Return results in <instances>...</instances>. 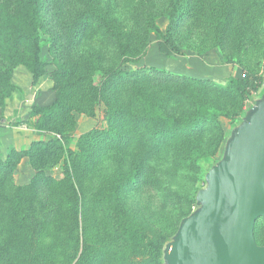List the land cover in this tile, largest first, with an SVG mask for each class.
<instances>
[{
	"label": "rangeland",
	"instance_id": "obj_1",
	"mask_svg": "<svg viewBox=\"0 0 264 264\" xmlns=\"http://www.w3.org/2000/svg\"><path fill=\"white\" fill-rule=\"evenodd\" d=\"M231 1L48 0L46 73L33 82L26 58L0 53V250L16 249L0 264H164L160 248L196 210L231 130L264 92L245 98L264 76V0H237L234 16ZM162 6L176 8L183 54H161L150 31L152 17L167 24ZM59 67L69 68L63 81ZM50 134L64 147L44 141ZM17 151L29 155L7 168ZM73 160L87 168L81 180ZM20 186L37 208L36 238L16 228ZM256 230L263 243L264 217Z\"/></svg>",
	"mask_w": 264,
	"mask_h": 264
},
{
	"label": "water",
	"instance_id": "obj_2",
	"mask_svg": "<svg viewBox=\"0 0 264 264\" xmlns=\"http://www.w3.org/2000/svg\"><path fill=\"white\" fill-rule=\"evenodd\" d=\"M196 200L166 244L164 264H264L255 237L264 217V92L231 130Z\"/></svg>",
	"mask_w": 264,
	"mask_h": 264
},
{
	"label": "trees",
	"instance_id": "obj_3",
	"mask_svg": "<svg viewBox=\"0 0 264 264\" xmlns=\"http://www.w3.org/2000/svg\"><path fill=\"white\" fill-rule=\"evenodd\" d=\"M231 1L232 7V16H234L238 12V2ZM50 2V0H49ZM47 5L48 0H0V33L4 37V43H2V47H0L1 54L12 53L14 51L15 55H19L20 58H26V62L29 63L30 69L33 74V82L39 80L47 71L48 63L41 58V52L44 48V42L41 39L42 34L48 32L47 23H48V16H47ZM158 18L165 17L167 20V24L165 28L161 27L157 22L155 17L150 19V31L155 35L157 40L158 48L161 54L169 56L174 52L178 54H183L184 51L182 49V42L178 36V13L176 8L170 7L166 8L164 6L159 7L157 10ZM110 23L109 21H106ZM112 24V23H110ZM112 26V25H111ZM110 26V28H111ZM115 29V36L114 39L118 41L122 48L126 47L127 43V36L123 32V30L116 26L113 27ZM86 28H80L82 32L85 31ZM10 37V38H9ZM19 49H23V52H18ZM7 50V52L5 51ZM123 52L125 50L123 49ZM8 56V55H7ZM6 57V55H4ZM2 58V57H0ZM11 60V59H10ZM64 61V60H63ZM65 64V63H64ZM66 66V65H65ZM126 73V72H125ZM139 72L137 71V74ZM69 68L67 67H59L58 71L55 73L59 80L63 81L68 77ZM132 77L136 74L129 73ZM81 78V77H80ZM117 77H113L110 79H115ZM109 81V79H108ZM251 87L245 89L246 99L253 100L254 96L253 93L258 94L259 90H261L264 84V76H254V80L250 83ZM52 107H55L54 105ZM203 106L201 107V113L203 110ZM38 111H44V109L37 108ZM54 109V108H51ZM203 114H206L205 112ZM52 119V117H50ZM63 140L65 139L63 135ZM63 140H59L57 135L50 134L47 135L44 141H54L56 142L59 147H64ZM38 144H43L41 141ZM70 151H68L69 153ZM17 155V159L15 158L12 160V156L9 155V161L6 164L7 168L14 169L16 167V163L28 153H20L15 152ZM71 155V152L69 153ZM29 155V154H28ZM76 160V159H75ZM73 160L69 163L72 168L71 176L74 180H81L84 172H86L87 168L75 165L76 163ZM2 167V165H0ZM1 172V169H0ZM30 186L19 187V190L22 192L21 195L24 193V200L23 197L20 195L19 197L16 196V200L24 201V208L15 209V215L20 216V220L22 221L21 225L16 227L20 228L21 232L29 234L36 238L41 231L37 228V224L29 223V217L33 211H36L37 208L32 206L31 201L33 202L32 194L28 192ZM5 192V188L1 187L0 191ZM3 196H0V199ZM13 201V200H12ZM7 213V208L4 206V203L0 201V216H4ZM262 218V217H261ZM27 222L25 223V221ZM258 222V221H257ZM6 226H1L0 231H5ZM9 231L14 233V229L11 227ZM7 232V231H6ZM255 237L259 244L264 245V242H260V235L255 228ZM11 238V236H10ZM12 239V238H11ZM262 240V237H261ZM16 252L15 248L12 249H1L0 250V259L3 257L5 258V254L10 251ZM26 250L24 252L26 253ZM161 254L163 255V247L160 248Z\"/></svg>",
	"mask_w": 264,
	"mask_h": 264
}]
</instances>
